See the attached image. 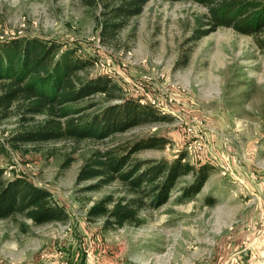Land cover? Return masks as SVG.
Returning a JSON list of instances; mask_svg holds the SVG:
<instances>
[{
	"label": "rangeland",
	"instance_id": "374dc122",
	"mask_svg": "<svg viewBox=\"0 0 264 264\" xmlns=\"http://www.w3.org/2000/svg\"><path fill=\"white\" fill-rule=\"evenodd\" d=\"M95 14L82 0H0V38L77 41L95 62L81 76L109 73L124 96L167 105L169 119L102 141L27 144L1 157L6 177L24 173L49 188L70 218L44 224L21 214L0 219V264H264V55L254 38L220 27L193 40L197 28L207 27L206 7L150 0L105 45ZM101 101L97 95L80 105ZM16 126L17 115L3 120L0 136ZM149 135L169 142L135 157L173 160L183 153L196 166L209 163L211 174L185 200L181 192L193 176L180 177L167 203L143 211L141 226L105 230L103 219H88V210L108 194H124V186L85 189L96 180L77 184L79 169L98 148Z\"/></svg>",
	"mask_w": 264,
	"mask_h": 264
},
{
	"label": "trees",
	"instance_id": "16d2710c",
	"mask_svg": "<svg viewBox=\"0 0 264 264\" xmlns=\"http://www.w3.org/2000/svg\"><path fill=\"white\" fill-rule=\"evenodd\" d=\"M149 1L82 0L96 11L100 41L105 45L115 41ZM188 1L208 10L207 27L197 28L193 40L220 27L232 28L252 36L264 55V0ZM94 63L77 41L28 34L0 38V124L17 115L16 128L0 136V159L27 144L64 139L102 141L139 125L169 119L150 102L124 96L120 82L109 73L81 76ZM97 95L103 101L80 105ZM102 103L98 110L88 112ZM168 142L166 136L149 135L94 150L81 165L77 184L96 180L85 187L94 190L119 181L124 194H108L97 200L88 210V219H103L105 230L141 226L146 221L143 211L167 203L178 179L185 175H192L193 180L182 189L180 198L197 195L211 174L209 163L196 166L183 153L173 160L135 157L142 150L164 148ZM68 163L69 159L62 167ZM6 173L0 163V219L21 214L36 224L69 220L66 206L49 188L24 173L12 177H6Z\"/></svg>",
	"mask_w": 264,
	"mask_h": 264
},
{
	"label": "built area",
	"instance_id": "2783aa9c",
	"mask_svg": "<svg viewBox=\"0 0 264 264\" xmlns=\"http://www.w3.org/2000/svg\"><path fill=\"white\" fill-rule=\"evenodd\" d=\"M141 100H142V102H145L143 99H141ZM150 101H151V104L156 106L162 113L166 112V110H167L166 106L167 105H163L164 104L163 102H158V101H156L154 99H151Z\"/></svg>",
	"mask_w": 264,
	"mask_h": 264
}]
</instances>
